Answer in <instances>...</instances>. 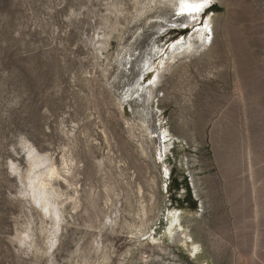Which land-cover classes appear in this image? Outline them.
Listing matches in <instances>:
<instances>
[{
  "label": "rangeland",
  "instance_id": "374dc122",
  "mask_svg": "<svg viewBox=\"0 0 264 264\" xmlns=\"http://www.w3.org/2000/svg\"><path fill=\"white\" fill-rule=\"evenodd\" d=\"M177 3L0 0V264H264V0Z\"/></svg>",
  "mask_w": 264,
  "mask_h": 264
},
{
  "label": "bare ground",
  "instance_id": "6f19581e",
  "mask_svg": "<svg viewBox=\"0 0 264 264\" xmlns=\"http://www.w3.org/2000/svg\"><path fill=\"white\" fill-rule=\"evenodd\" d=\"M170 2H178L176 4L177 7L180 6V8H178L179 11L189 15L191 18H195L197 17V13L200 12L203 8L200 9V11L194 13V14H189V7L193 6V5H199L201 3L204 4V6L210 2V0H169ZM180 14V13H179ZM199 20V19H198ZM195 22V21H194ZM193 23V22H191ZM186 29V28H183ZM182 29V30H183ZM210 30V31H209ZM213 27H212V22L211 19L206 21V25L204 27H201L198 29V32L196 34L197 39H198V43L200 45H197L194 43V40L192 41H185V40H181L179 42L173 43L172 46L169 48L170 52L173 54V56L177 57V56H182V55H187V54H195L199 48H207L212 42H213V38L215 37L213 34ZM210 37V38H209ZM214 44V43H213ZM168 58V56H167ZM170 63V59L165 60L164 58H162L161 62L158 64L157 67H155V65H148V72L151 73V70H156L158 72V82L155 85V92L158 93V91L160 90V86L162 85V82L165 80L164 79V75L167 71L168 64ZM147 72V73H148ZM160 72L162 74H160ZM148 73V74H149ZM157 114L156 110L154 109L153 111H151L150 113H148V116L150 117L151 120H153L155 118V115ZM152 139L153 141H156V143H158L157 147L159 150V157L160 160H165L164 158L166 157L167 154V148L165 147V143L164 140L162 138V132L158 129V127H154L152 128ZM56 170V169H55ZM171 239L174 240V244H176L175 242L180 244H183V238H182V232L179 230L178 232H174L173 234H171ZM160 246V245H159ZM162 250V249H161Z\"/></svg>",
  "mask_w": 264,
  "mask_h": 264
},
{
  "label": "snow or ice",
  "instance_id": "6c2138e0",
  "mask_svg": "<svg viewBox=\"0 0 264 264\" xmlns=\"http://www.w3.org/2000/svg\"><path fill=\"white\" fill-rule=\"evenodd\" d=\"M203 7H204V4H203V3H201V4H199V5H193V6H190V7H189V14H194V13L200 11V9L203 8ZM209 31H210V30H209ZM209 38H210V37H209Z\"/></svg>",
  "mask_w": 264,
  "mask_h": 264
}]
</instances>
